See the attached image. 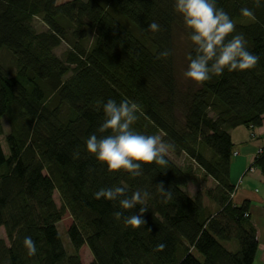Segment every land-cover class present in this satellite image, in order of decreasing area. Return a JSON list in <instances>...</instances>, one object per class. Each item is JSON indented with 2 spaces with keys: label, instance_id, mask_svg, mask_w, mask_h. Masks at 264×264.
Here are the masks:
<instances>
[{
  "label": "trees",
  "instance_id": "1",
  "mask_svg": "<svg viewBox=\"0 0 264 264\" xmlns=\"http://www.w3.org/2000/svg\"><path fill=\"white\" fill-rule=\"evenodd\" d=\"M174 3L0 0V118L6 116L10 126L7 155L0 143V227L6 236L0 238V264H81L78 252L84 245L92 264L253 263L257 239L248 204L237 206L230 198L229 131L264 120V0L259 8L254 0H216L259 57L256 68L225 69L186 90L174 77L177 31L188 40V63L195 53ZM245 7L255 20L241 15ZM34 18L46 28L37 31ZM153 21L159 32L148 29ZM63 42L68 48L58 56L54 50ZM166 49L171 55L157 59ZM5 54L13 72L1 61ZM108 99L137 103L141 112L133 130L162 134L175 146L169 151L183 154L185 163L167 157L168 169L145 164L139 177L109 172L86 148L91 134L102 135L98 128L105 115L97 102ZM252 166L264 174V152L256 151ZM198 181L211 185L190 194L188 183ZM160 183L171 199L162 195ZM116 186L125 187L128 196L149 193L145 226L132 228L114 215L137 214L140 205L131 212L95 198L99 189ZM64 210L72 219L71 253L57 229ZM26 236L36 243L35 256L27 255ZM160 243L166 247L156 251Z\"/></svg>",
  "mask_w": 264,
  "mask_h": 264
},
{
  "label": "clouds",
  "instance_id": "2",
  "mask_svg": "<svg viewBox=\"0 0 264 264\" xmlns=\"http://www.w3.org/2000/svg\"><path fill=\"white\" fill-rule=\"evenodd\" d=\"M254 3L257 8L261 6V0H254ZM174 10L182 16L186 28L190 30V39L194 46L195 55H189L190 62L184 73L187 78L202 85L213 76L222 75L225 69L231 72L256 68L259 57L248 50L244 35L236 33L232 18L223 8L217 6L216 0H175ZM240 11L242 16L255 20L251 9L245 7ZM148 29L156 33L160 31V25L153 21ZM169 55L171 51L166 49L157 55V59L167 58ZM97 103L102 104L105 115L98 128L102 135L91 134L86 140V148L107 165L109 172L123 171L132 177H139L143 174L145 164H156L168 169L169 150L175 146L165 142L160 135H146L133 130V125L139 119L137 113L141 112L137 103L126 99L119 103L113 99ZM75 155L78 156L79 153ZM159 185L162 195L171 199L172 192L165 191L163 183ZM94 196L96 199L118 202L121 209L131 212L140 205L137 214L125 216L122 211H117L114 215L117 219L123 217L124 223L132 228L145 226L143 214L148 211L147 191L136 190L128 196L125 187L116 186L101 188ZM23 243L27 255L35 256V241L26 236ZM165 247V244L160 243L156 246V251H163Z\"/></svg>",
  "mask_w": 264,
  "mask_h": 264
},
{
  "label": "crops",
  "instance_id": "3",
  "mask_svg": "<svg viewBox=\"0 0 264 264\" xmlns=\"http://www.w3.org/2000/svg\"><path fill=\"white\" fill-rule=\"evenodd\" d=\"M233 155L230 164V195L234 205L248 204L249 221L255 229L257 251L252 264H264V174L262 168L248 171L258 149H264V120L254 127L238 126L229 131ZM212 206L215 212L217 207Z\"/></svg>",
  "mask_w": 264,
  "mask_h": 264
},
{
  "label": "rangeland",
  "instance_id": "4",
  "mask_svg": "<svg viewBox=\"0 0 264 264\" xmlns=\"http://www.w3.org/2000/svg\"><path fill=\"white\" fill-rule=\"evenodd\" d=\"M33 26L35 27L37 31H42L46 28L39 18L33 19ZM174 39H175V48L173 50V68H174V77H175L177 86L181 90H186L187 88L193 89L196 87L194 85V81H192L190 78H187L184 75L189 65L188 58H187V49L189 45L188 40L182 31H177ZM67 48H68V45L63 42L58 48L54 50V52L58 56H63V53L65 52ZM1 61L3 62L4 66H6L11 72H13L14 66L12 63V58L9 55L5 54ZM0 121L3 126V134L0 136V143H1L3 153L7 155L8 150L5 144V136L10 132V126H9V122L6 116L1 117ZM159 135L162 137V134H159ZM168 157L179 165H182L183 163H185V159H186V157L183 154L177 155V154L172 153L171 151H169ZM250 167L251 166H249V168ZM251 168L253 169L252 171H254L255 166H252ZM210 185H211V181L190 182L187 185V189L190 194H194L196 191L200 189L201 186L208 187ZM53 198H54L56 205L58 207H61V203H60V200H59V197L56 191L53 193ZM210 209H213L212 206H210ZM71 222H72V219H71L70 214L66 210H64L62 218L57 223V229L59 231L63 246L68 253H71L72 251V247L69 243V239L67 236V229L70 226ZM0 238H3L6 240V236H5V233L2 227H0ZM78 254H79L81 264H92V261H93L92 255L85 245L80 248ZM198 257L201 259V256H198Z\"/></svg>",
  "mask_w": 264,
  "mask_h": 264
},
{
  "label": "built area",
  "instance_id": "5",
  "mask_svg": "<svg viewBox=\"0 0 264 264\" xmlns=\"http://www.w3.org/2000/svg\"><path fill=\"white\" fill-rule=\"evenodd\" d=\"M259 152L262 154L264 152V149H259ZM253 169L250 168V171H252Z\"/></svg>",
  "mask_w": 264,
  "mask_h": 264
}]
</instances>
